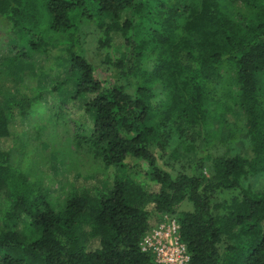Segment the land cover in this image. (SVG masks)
Wrapping results in <instances>:
<instances>
[{
    "label": "trees",
    "instance_id": "1",
    "mask_svg": "<svg viewBox=\"0 0 264 264\" xmlns=\"http://www.w3.org/2000/svg\"><path fill=\"white\" fill-rule=\"evenodd\" d=\"M239 1L248 12L236 20L218 0H0L15 48L0 65L24 70L57 48L66 79L51 93L67 88L59 115H79L77 144L119 170L72 190L58 209L13 166L7 144L21 118L49 110L47 91L0 102V264H155L140 244L160 216L176 219L189 264H264V193L241 184L264 173V0ZM97 31L106 77L89 57ZM224 69L253 156L171 170L165 129L208 123Z\"/></svg>",
    "mask_w": 264,
    "mask_h": 264
},
{
    "label": "rangeland",
    "instance_id": "2",
    "mask_svg": "<svg viewBox=\"0 0 264 264\" xmlns=\"http://www.w3.org/2000/svg\"><path fill=\"white\" fill-rule=\"evenodd\" d=\"M218 1L236 20L248 12L239 0ZM98 36L97 31L90 38L89 57L101 76L106 77V67L102 61L108 53L98 49ZM59 53L56 48L49 58L33 54L31 59L22 62L24 70L17 65L10 70L0 65V102L4 106H7V102L10 104L12 100L36 93L39 89L47 91L45 96L50 102L47 107L49 110L39 112L38 109L13 125L11 132L15 140L7 143V147L12 152L13 166L24 172L30 180L39 182L58 209L64 206L72 190L81 189L86 184L99 183L119 173L115 167H104L86 147L77 144L75 137L79 133V115H59V97L63 98L67 90L64 87L62 96L51 93L56 82L66 79V72L55 65ZM14 54L9 25L0 17V63L4 57ZM9 71H12L11 75L8 74ZM223 74V79L214 84L219 98L213 102V116L207 124L194 128L170 125L165 129L169 136L168 145L166 152L160 153L171 170L188 171L190 164L197 158L213 159L224 154L248 158L253 156L247 117L236 100L239 89L233 83L232 73L224 69ZM241 184L243 188L264 193V173L244 178ZM191 209L192 206L188 203L181 207L183 211ZM170 219L175 218L160 216L158 223L150 231L163 224L167 225Z\"/></svg>",
    "mask_w": 264,
    "mask_h": 264
},
{
    "label": "built area",
    "instance_id": "3",
    "mask_svg": "<svg viewBox=\"0 0 264 264\" xmlns=\"http://www.w3.org/2000/svg\"><path fill=\"white\" fill-rule=\"evenodd\" d=\"M179 229L177 221L170 219L167 225L149 231L140 246L153 257L155 264H189L190 254L180 240Z\"/></svg>",
    "mask_w": 264,
    "mask_h": 264
}]
</instances>
